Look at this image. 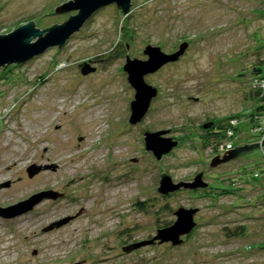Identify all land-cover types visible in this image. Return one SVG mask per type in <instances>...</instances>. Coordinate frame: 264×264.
Returning a JSON list of instances; mask_svg holds the SVG:
<instances>
[{"label":"rangeland","instance_id":"rangeland-1","mask_svg":"<svg viewBox=\"0 0 264 264\" xmlns=\"http://www.w3.org/2000/svg\"><path fill=\"white\" fill-rule=\"evenodd\" d=\"M69 1L0 0V35L31 21L40 30L61 25L76 13L54 10ZM132 4L127 16L104 7L62 48L0 69V208L45 191L64 195L0 217V264H264L260 150L210 167L217 154L202 144L200 128L241 116L237 145L222 154L259 145L250 83L264 61V0ZM182 43L188 48L176 63L145 76L158 94L130 125L126 58L144 59L149 45L174 53ZM158 131L180 142L161 160L144 146L145 133ZM32 167L42 170L30 177ZM164 175L174 183L202 175L208 187L163 196ZM179 208L198 209L183 244L132 249L173 224Z\"/></svg>","mask_w":264,"mask_h":264},{"label":"water","instance_id":"water-1","mask_svg":"<svg viewBox=\"0 0 264 264\" xmlns=\"http://www.w3.org/2000/svg\"><path fill=\"white\" fill-rule=\"evenodd\" d=\"M132 1L133 0H71L54 10L57 14L76 13L74 16H70V18L67 21L65 20L61 25L55 24L50 28L40 30L36 28L35 23L31 21L8 35H0V69L12 65L24 64L42 55L50 48H62L94 13L104 7L115 4L117 8L127 16L133 5ZM187 48L188 44L182 43L178 51L167 54L163 52L160 47L149 45L144 50V55L148 58L146 61L126 58V64L123 70L127 73V80L135 91L134 100L130 103L131 114L129 123L131 125H136L142 121L148 112L152 100L158 93L157 88L145 82V76L156 73L167 64L177 62L184 55ZM167 134H169L168 131H158L146 132L144 135L145 150L150 152L156 160H161L163 156L168 155L178 146V142L173 138L164 137ZM262 145H264V140ZM258 148V144L238 146L222 156H215L210 163V167H216L220 164L233 161ZM41 170L42 167H32L28 170V174L30 177H33ZM207 187V183L202 181V175L197 176L193 182L189 183H174L168 175H164L160 180L158 192L163 196H168L183 189L195 191ZM62 196V194L53 191L35 194L27 200L21 201L13 206L0 208V217L5 219L15 218L31 211L45 199L57 200L62 198ZM197 212V208H179L174 213L176 220L173 224L158 229L153 240L134 244L132 249L153 245L155 241H158V244L170 243L173 247L183 244V237L189 236L196 227L195 215ZM72 219L73 217L65 218L54 223L47 230L66 225Z\"/></svg>","mask_w":264,"mask_h":264},{"label":"built area","instance_id":"built-area-1","mask_svg":"<svg viewBox=\"0 0 264 264\" xmlns=\"http://www.w3.org/2000/svg\"><path fill=\"white\" fill-rule=\"evenodd\" d=\"M250 87L253 92L259 93L260 96L264 98V74L253 76L251 79ZM254 121L256 123H254V127L251 133L253 135H256L257 138H259L257 139V142H259L260 154H261L262 159L264 160V145H262V142L264 140V114L260 116H255ZM239 124H240L239 120L235 119L231 121V125L234 128L239 126ZM226 135L229 138V140L225 144H222L216 153H224L227 150L237 145V144H234L235 143L234 141L238 138V136H236L234 131H232L231 129H228L226 132Z\"/></svg>","mask_w":264,"mask_h":264},{"label":"trees","instance_id":"trees-1","mask_svg":"<svg viewBox=\"0 0 264 264\" xmlns=\"http://www.w3.org/2000/svg\"><path fill=\"white\" fill-rule=\"evenodd\" d=\"M252 73H253V76L264 74V61H262L258 66H255ZM254 93H255V97L259 101V105L256 107L254 114L252 113L250 115L251 117L253 115V118L255 116H260V115L264 114V98H262L259 93H257V92H254ZM235 119L240 121L241 116H233V117H230V118L225 119L223 121V122H225V124L221 128L222 133H220L219 137L215 138L218 141H217V144L213 147L214 153H216L218 151L219 147L222 145L221 141H223L224 139H225V141L229 140V138L226 135V132L228 129H231L232 131H234L236 136H239V134H242V131L244 129V127H243L244 125H241V123H240L239 126H237L236 128H234L231 125V121H233ZM251 122L252 123H249V125H251V127H254V123H256V122L254 121V119H252ZM241 146H243V145H241ZM166 226H169V225H166Z\"/></svg>","mask_w":264,"mask_h":264},{"label":"flooded vegetation","instance_id":"flooded-vegetation-1","mask_svg":"<svg viewBox=\"0 0 264 264\" xmlns=\"http://www.w3.org/2000/svg\"><path fill=\"white\" fill-rule=\"evenodd\" d=\"M144 54V53H143ZM167 54H171V53H167ZM145 56V55H144ZM129 58V57H127ZM148 58L147 56H145L144 59H142L141 61H146ZM139 60V59H138ZM176 63V62H175ZM170 64H174V63H170ZM169 65V64H167ZM166 66V65H165ZM165 66H163L162 68H164ZM161 68V69H162ZM160 69V70H161ZM159 70V71H160ZM158 72V71H157ZM156 72V73H157ZM158 94V93H157ZM157 97V96H156ZM155 97V98H156ZM154 98V99H155ZM153 99V100H154ZM152 100V102H153ZM151 102V103H152ZM150 109V107H149ZM148 109V111H149ZM148 113V112H147ZM146 113V114H147ZM131 114V113H130ZM146 116V115H145ZM144 116V117H145ZM144 119V118H143ZM142 119V120H143ZM225 119L224 118H221V119H218V120H215V119H210V120H207L206 122H204L203 124L200 125V128H201V131L204 133L203 134V139H202V144L205 146H208V148L211 150V152L213 153L214 150H213V147L217 144V141L215 138L219 137L220 133H222V127L224 126L225 122H223ZM139 124V123H138ZM131 125V124H130ZM174 140H176L178 142V144L180 143L179 142V138H176V137H172ZM227 141H225V139L223 141H221L222 144H225ZM214 154V153H213ZM217 155L219 156H222L224 154L222 153H216ZM216 155V156H217ZM62 194V193H60ZM63 195V194H62ZM64 197V195L62 196V198ZM56 223V222H55ZM55 228V227H54Z\"/></svg>","mask_w":264,"mask_h":264},{"label":"bare ground","instance_id":"bare-ground-1","mask_svg":"<svg viewBox=\"0 0 264 264\" xmlns=\"http://www.w3.org/2000/svg\"><path fill=\"white\" fill-rule=\"evenodd\" d=\"M91 114L89 115V120H87L85 122H87V125L88 126H91L92 127V126H95L96 123L98 122V117H97V115H93V114L91 115ZM20 223H22V222H19L18 224H20Z\"/></svg>","mask_w":264,"mask_h":264}]
</instances>
